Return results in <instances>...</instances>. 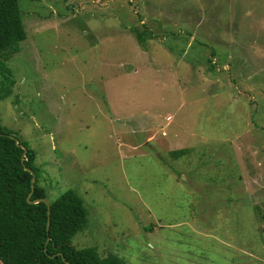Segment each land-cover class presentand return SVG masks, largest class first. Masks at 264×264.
Instances as JSON below:
<instances>
[{"label": "rangeland", "instance_id": "374dc122", "mask_svg": "<svg viewBox=\"0 0 264 264\" xmlns=\"http://www.w3.org/2000/svg\"><path fill=\"white\" fill-rule=\"evenodd\" d=\"M17 1L0 123L36 151L48 201L81 196L71 243L127 264H264V0Z\"/></svg>", "mask_w": 264, "mask_h": 264}, {"label": "trees", "instance_id": "16d2710c", "mask_svg": "<svg viewBox=\"0 0 264 264\" xmlns=\"http://www.w3.org/2000/svg\"><path fill=\"white\" fill-rule=\"evenodd\" d=\"M139 44L145 48L147 30L132 28ZM26 38L21 11L17 0H0V100L13 93L15 77L7 60L20 49ZM216 54V48L212 49ZM26 147L24 159L21 160ZM188 152L187 148L174 149V158ZM34 190L30 200L46 198V189L39 183L40 169L36 151L20 140L14 132L0 123V263L1 264H127L115 254L101 256L95 246L77 248L72 237L88 221V211L81 196L68 188L49 202V230L47 206L44 202L29 203L31 174ZM49 237V240L47 238ZM63 257V258H62Z\"/></svg>", "mask_w": 264, "mask_h": 264}, {"label": "water", "instance_id": "95a60500", "mask_svg": "<svg viewBox=\"0 0 264 264\" xmlns=\"http://www.w3.org/2000/svg\"><path fill=\"white\" fill-rule=\"evenodd\" d=\"M11 137L14 139L15 143L23 149V154L21 156V160H23L24 159V156H25V152H26V147L23 144H20L19 143V140L17 138H15L14 136H11ZM24 169L27 170L31 174V180H30V182H31V190H30V192L27 195V201L29 203L44 202L46 204V206H47V224H46V230L48 231L49 230V225H50V220H49V213H50L49 202H48V200L46 198H43V197H41V198H35L33 200H30L29 199L30 196L32 195L33 190H34L33 183H34V180H35V175H34V172H33L32 169H30V168H28L26 166H24ZM47 240H49V237L47 238Z\"/></svg>", "mask_w": 264, "mask_h": 264}, {"label": "crops", "instance_id": "0c3cea01", "mask_svg": "<svg viewBox=\"0 0 264 264\" xmlns=\"http://www.w3.org/2000/svg\"><path fill=\"white\" fill-rule=\"evenodd\" d=\"M1 264V263H0Z\"/></svg>", "mask_w": 264, "mask_h": 264}]
</instances>
